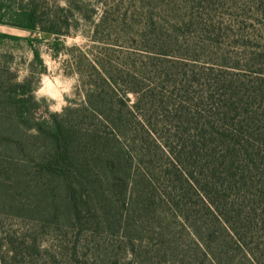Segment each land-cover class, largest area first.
Masks as SVG:
<instances>
[{"label": "trees", "instance_id": "1", "mask_svg": "<svg viewBox=\"0 0 264 264\" xmlns=\"http://www.w3.org/2000/svg\"><path fill=\"white\" fill-rule=\"evenodd\" d=\"M4 9L0 24L61 34L31 2ZM138 28L146 63H116L103 48L78 71L81 102L47 117L32 113L28 78L0 71V151L30 197L13 212L64 230L57 264H100L80 241L93 223L121 238L110 264H264V77L188 54L198 48L162 27ZM41 39L0 32L24 40L43 72Z\"/></svg>", "mask_w": 264, "mask_h": 264}, {"label": "rangeland", "instance_id": "2", "mask_svg": "<svg viewBox=\"0 0 264 264\" xmlns=\"http://www.w3.org/2000/svg\"><path fill=\"white\" fill-rule=\"evenodd\" d=\"M29 2L38 9L42 23L61 34L41 39L39 28L32 32L8 24H0V32L41 39L34 45L46 72L33 63L31 48L24 40L0 41V71L6 79L28 78L31 87L36 86L35 117H47L81 102L78 71L88 73L89 61L103 48L115 50L111 53L116 63H146L147 54L137 49L141 48V32L136 29L142 25L176 34L183 47L198 48L188 54L197 53L204 61L237 65L234 70L253 82L264 77V0H0L5 12ZM102 16L110 21H99ZM98 22L96 42L93 34ZM203 24L215 30L202 33ZM127 101L134 102L135 95L129 94ZM15 169L0 151V264H57L60 258L56 250L64 230L54 221H38L13 212V206L26 204L30 198L23 189L13 188ZM146 240L151 248V241ZM80 241L88 243L90 261L110 264L111 255L122 257L118 248L121 238L95 223ZM126 257L125 262H129Z\"/></svg>", "mask_w": 264, "mask_h": 264}, {"label": "water", "instance_id": "3", "mask_svg": "<svg viewBox=\"0 0 264 264\" xmlns=\"http://www.w3.org/2000/svg\"><path fill=\"white\" fill-rule=\"evenodd\" d=\"M44 72H46V70L44 69Z\"/></svg>", "mask_w": 264, "mask_h": 264}]
</instances>
